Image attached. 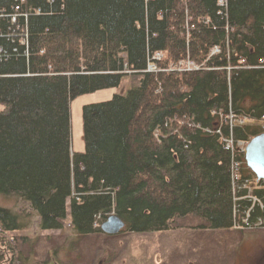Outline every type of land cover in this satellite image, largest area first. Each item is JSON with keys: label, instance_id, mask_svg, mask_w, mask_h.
Returning a JSON list of instances; mask_svg holds the SVG:
<instances>
[{"label": "trees", "instance_id": "obj_1", "mask_svg": "<svg viewBox=\"0 0 264 264\" xmlns=\"http://www.w3.org/2000/svg\"><path fill=\"white\" fill-rule=\"evenodd\" d=\"M118 87L82 107L72 154L71 101ZM263 119L264 0H0V198L22 204L0 205V234L25 216L67 227L70 247L189 219L261 228L264 181L243 145ZM112 214L114 236L100 229Z\"/></svg>", "mask_w": 264, "mask_h": 264}, {"label": "rangeland", "instance_id": "obj_2", "mask_svg": "<svg viewBox=\"0 0 264 264\" xmlns=\"http://www.w3.org/2000/svg\"><path fill=\"white\" fill-rule=\"evenodd\" d=\"M216 52L218 51L215 50L213 54ZM155 59H162V55L157 53ZM155 68L153 66L151 70L154 71ZM183 68L199 69L189 61H177L168 69L179 72ZM125 92L124 88L118 87L81 95L71 101L72 154L85 149L82 107L109 100L113 95ZM260 123H264V119ZM0 205L7 208H14L16 205H19L18 209L22 207L14 198H0ZM23 221L28 224L25 228L0 234V251L4 257L0 264H11L10 259H17L18 253L25 264H264V227L254 230L233 228L229 231H208L198 229L199 223L189 219L172 223L165 231L124 232L113 238L86 239L81 245L74 244L70 247L67 227L63 231H40L36 222H30L27 216ZM66 224L68 218L65 220ZM9 244L16 248L13 250L14 257L7 249Z\"/></svg>", "mask_w": 264, "mask_h": 264}, {"label": "water", "instance_id": "obj_3", "mask_svg": "<svg viewBox=\"0 0 264 264\" xmlns=\"http://www.w3.org/2000/svg\"><path fill=\"white\" fill-rule=\"evenodd\" d=\"M244 157L246 166L256 176V179L264 181V130L247 142ZM124 226V222L112 214L101 223L100 229L107 235H114L119 233Z\"/></svg>", "mask_w": 264, "mask_h": 264}, {"label": "built area", "instance_id": "obj_4", "mask_svg": "<svg viewBox=\"0 0 264 264\" xmlns=\"http://www.w3.org/2000/svg\"><path fill=\"white\" fill-rule=\"evenodd\" d=\"M215 50H217V49H214L213 52H214ZM217 51H218V50H217ZM263 224H264V220L258 222V226L263 225Z\"/></svg>", "mask_w": 264, "mask_h": 264}]
</instances>
